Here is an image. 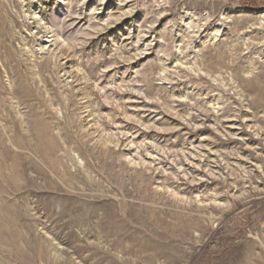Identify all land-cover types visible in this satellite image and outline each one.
Returning a JSON list of instances; mask_svg holds the SVG:
<instances>
[{"label":"rangeland","instance_id":"rangeland-1","mask_svg":"<svg viewBox=\"0 0 264 264\" xmlns=\"http://www.w3.org/2000/svg\"><path fill=\"white\" fill-rule=\"evenodd\" d=\"M0 264H264V0H0Z\"/></svg>","mask_w":264,"mask_h":264}]
</instances>
